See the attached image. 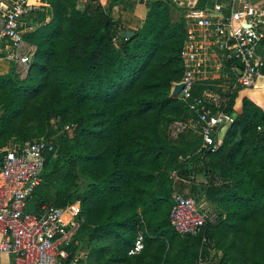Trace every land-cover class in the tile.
Here are the masks:
<instances>
[{
  "label": "trees",
  "instance_id": "obj_1",
  "mask_svg": "<svg viewBox=\"0 0 264 264\" xmlns=\"http://www.w3.org/2000/svg\"><path fill=\"white\" fill-rule=\"evenodd\" d=\"M121 2L43 0L25 18L37 24L24 37L36 53L27 72L11 64L0 76V162L11 144H56L32 200L35 211L81 206L84 226L67 249L70 259L88 252L80 264H198L201 249L216 264H264V109L238 87L218 153L193 131L172 138L171 126L190 118L171 98L184 74L185 22L170 0H145L148 15L131 29L114 16ZM173 171L217 208L198 236L171 224ZM140 234L144 249L130 255Z\"/></svg>",
  "mask_w": 264,
  "mask_h": 264
},
{
  "label": "built area",
  "instance_id": "obj_2",
  "mask_svg": "<svg viewBox=\"0 0 264 264\" xmlns=\"http://www.w3.org/2000/svg\"><path fill=\"white\" fill-rule=\"evenodd\" d=\"M179 8L184 19L187 38L181 59L184 74L183 90L177 97L189 110L187 123L172 125L179 136L194 131L203 138L202 149L218 153L222 147L217 131L226 125L229 92L238 87L264 93V59L258 49L264 46V10L248 0H216L210 8L199 6L195 0H170ZM42 0H0V53L11 64L28 71L36 53L24 37L35 31L37 24L25 19L44 6ZM234 79L228 92L204 90L198 94L202 80ZM232 94V93H231ZM174 99V98H173ZM71 127H67L66 131ZM264 133V125L258 127ZM51 140L11 144L2 151L0 162V264L12 256L8 264H80L88 258L84 250L70 259L67 249L79 235L84 220L74 207L61 210L45 205L39 210L28 209L35 190L42 183L46 155L55 150ZM174 183L186 182L179 171H173ZM193 179H195L193 177ZM219 216L215 210L201 206L197 198L178 191L170 221L180 237L198 236ZM140 234L130 255L144 249ZM203 240V246L207 244ZM202 246V247H203ZM198 264H216L214 253L206 256L201 249Z\"/></svg>",
  "mask_w": 264,
  "mask_h": 264
},
{
  "label": "crops",
  "instance_id": "obj_3",
  "mask_svg": "<svg viewBox=\"0 0 264 264\" xmlns=\"http://www.w3.org/2000/svg\"><path fill=\"white\" fill-rule=\"evenodd\" d=\"M100 1H101V3L103 5H105V3L103 2V0H100ZM114 1L115 0H110L109 1V4H111ZM195 1H196V3L199 6L206 7V8H209V7L211 8L215 4V2H216V0H195ZM248 1L252 3L251 0H248ZM135 2H138V4H139V8L138 9L137 8H134ZM145 3H146L145 0H122V2H121L120 5H122V6L125 5L126 6V4H127L129 10H130V7L134 10V13H133L132 16H134V15L137 16L138 14H140L142 16H141V18L139 20L144 21L146 19L147 15H148V12H149V10H148V8H147V6H146ZM138 4H137V6H138ZM260 6H261V8H259V9L264 10V0L260 3ZM178 10L179 11L177 13L183 19L181 10L179 8H178ZM183 21H184V19H183ZM131 29H136V27L135 28H131ZM5 51L8 52V51H10V49H7L6 48ZM5 51H3L2 54H4ZM2 54L0 53V76H3V75L8 74L10 72V70H11V63H9L7 60H5V58L3 57ZM258 55L264 59V46L259 47V49H258ZM234 82L235 81L232 78H230V79H227V78L218 79L217 78V79L202 80L198 84L197 92H198V94H201V93H203L204 90H207V89H209V90H223V92H228V90H229L228 89L229 88V84L231 86H233L234 85ZM231 93H233V92H229V94H231ZM242 97H249V98L253 99L254 101H256L264 109V93L263 92H257V91H254V90L244 89L242 91ZM236 118H237V114H234V115H232L230 117V120L226 123V125L229 124L228 131H229L230 127L232 126V124L234 123V121H235ZM226 125H224V126H226ZM224 126L220 127L219 130L217 131V134H219V140L222 143H223V141L225 139V138H223V139L221 138V132H222V129H223ZM199 177H201V176H198V177H196V179H194L195 183L197 185L204 184L205 178L202 177V180L200 181V178ZM191 179H193V178H191ZM174 186H175V188L178 191H182L185 194H188L190 196H193V195H191V191H190L191 190V186H192V182L190 180H188V181L186 180V182L174 183ZM198 201L201 204V206H203L205 208H209V209H212V210H215V211L217 210L216 206L214 204H212L207 199V197H206L205 194H202L200 196V198L198 199ZM31 202L34 204L33 200ZM74 209L75 210H81V206L80 205H75ZM5 258L7 260L5 262V264L10 263V261L13 259L12 256H7Z\"/></svg>",
  "mask_w": 264,
  "mask_h": 264
},
{
  "label": "rangeland",
  "instance_id": "obj_4",
  "mask_svg": "<svg viewBox=\"0 0 264 264\" xmlns=\"http://www.w3.org/2000/svg\"><path fill=\"white\" fill-rule=\"evenodd\" d=\"M90 1V0H81V4H80V8L83 9L84 8V5H86V3ZM109 1L110 0H103V2L105 3L106 7L109 6ZM138 2H135V5H134V8H139V4L137 6ZM133 9L130 7V10L128 8V5L126 4V6H117L115 7V10H114V16L117 18V19H121L124 21V24H126L128 21H132V22H128L127 24L131 27V28H135L137 26V21H141L139 20L141 18L142 15L138 14L137 16H132L133 13H134V10L132 11ZM179 14H175V17H178ZM128 25H125L126 27H129ZM129 27V28H130ZM228 128H229V124L224 126L223 129H222V132H221V138H225L227 133H228ZM172 130H173V127L171 126L170 128V136L174 139H177L178 136H174L173 133H172ZM200 178V181L202 180V177H199ZM34 206H35V203L33 204L32 202L29 204V207L28 209L30 211L34 210ZM77 209V208H76ZM88 234V238H89V232H87ZM6 258H4V262H6Z\"/></svg>",
  "mask_w": 264,
  "mask_h": 264
},
{
  "label": "water",
  "instance_id": "obj_5",
  "mask_svg": "<svg viewBox=\"0 0 264 264\" xmlns=\"http://www.w3.org/2000/svg\"><path fill=\"white\" fill-rule=\"evenodd\" d=\"M133 36H134L133 31H122V33H121V38L129 39ZM183 87L184 86L182 84L175 85L174 90H173V98L174 99H177V97L179 96V94L183 90Z\"/></svg>",
  "mask_w": 264,
  "mask_h": 264
}]
</instances>
